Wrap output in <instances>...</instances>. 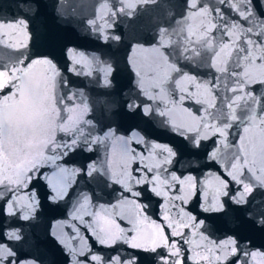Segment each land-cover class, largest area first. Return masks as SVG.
I'll list each match as a JSON object with an SVG mask.
<instances>
[{"label": "snow or ice", "instance_id": "obj_1", "mask_svg": "<svg viewBox=\"0 0 264 264\" xmlns=\"http://www.w3.org/2000/svg\"><path fill=\"white\" fill-rule=\"evenodd\" d=\"M108 2L103 0L104 4ZM40 7L38 0H17L19 15L11 23H0V37L8 35L4 32L6 28L13 32L24 29L27 36V21L31 15L39 14ZM184 8L182 19L187 29L184 38L194 46L196 55L207 54L210 67L219 75L207 81L199 79L196 74L181 72L172 80L173 91L179 92L178 100L172 99L167 83L154 88L159 99L149 97V100L164 103L163 109L137 103L136 98L124 106V115L128 118L165 117V123L179 137L180 144L153 142L148 128L138 126L132 128L127 137L118 136L115 131L101 133L105 140L109 136L118 138L119 163L98 166L96 161L90 160L83 166L70 168L59 161L77 151L92 152L105 140L93 138L91 134L82 135L80 139L73 135L62 143L53 139L34 153L25 152L7 126L12 104L0 103V215L30 220L40 206V194L34 191L33 180L43 178L48 189L44 199L58 205L68 196L74 177L80 174L104 187L119 185L118 203L110 207L113 210L127 209L131 205L133 209L116 213L120 219H128L133 225L125 230L115 223V217L110 218L108 207L93 204L88 194H78L72 213L57 221L56 231L51 233L70 256L71 264H143L145 257L140 252L121 256L118 248L121 245L145 253L167 248L169 253L163 264H169V261L181 264L176 242H170L173 233L162 235L164 229L145 214L149 207L144 201L145 194L165 197L172 208H175L174 200H179L182 207L177 212V219L182 226L234 225L228 229L229 235L223 241L213 242L212 248L194 245L192 264L201 261L225 264L230 257H235L230 264L237 261L248 264L247 258L255 256V252L243 244L245 241L251 243L244 235L245 229L264 231V95H254L250 87L253 84L264 86V0H185ZM117 11H123V8L110 10L109 15H115ZM89 23L107 39L106 29L111 27L107 18L103 25H98L95 19ZM26 47L25 42L8 43L0 39V51L3 52L0 56V88L27 81L38 89L59 75L54 59L49 56H37L25 64L24 53L14 50ZM67 52L71 53L73 65L80 63V51L68 49ZM185 100H193L201 108L192 112L182 106ZM234 125L242 126L244 133L239 144L235 145L229 142L230 129ZM213 138V150L205 152L204 142ZM131 143L141 145L143 150L131 149ZM153 158L158 163H147ZM200 159L206 161L203 167L208 168V174L199 182L202 186L199 191L203 193L199 211L191 214L185 212L183 205L197 195V178L193 173L199 170ZM129 160L139 165L136 175L129 170ZM185 164L188 175L177 176L176 167ZM210 164L221 165L222 171L213 172ZM48 165L53 166L50 174L40 171ZM168 211L165 208V212ZM181 213L192 221L190 226L184 224ZM165 219H168L167 215ZM140 221H147L157 229L156 233L147 236L151 246L133 242L135 237L129 235ZM165 227L175 229L176 225L170 222ZM85 231L88 236L84 235ZM192 235L194 238L198 235L201 240L208 239L203 232ZM93 238L95 243L111 248L117 254H97L94 245L88 243ZM21 239L19 229L0 228V264H35V260L21 259L13 250L12 243Z\"/></svg>", "mask_w": 264, "mask_h": 264}, {"label": "water", "instance_id": "obj_2", "mask_svg": "<svg viewBox=\"0 0 264 264\" xmlns=\"http://www.w3.org/2000/svg\"><path fill=\"white\" fill-rule=\"evenodd\" d=\"M16 2L17 0H0V23H11L17 19L19 13ZM38 2L41 5L40 12L38 15H31L27 21V36L24 35V29L13 32L6 28L4 32L8 35L0 37L8 43L27 44L26 48L14 50L24 53L25 64L37 56H49L54 59L59 72L58 76L41 84L38 89L27 81H17L0 88V103L12 104L7 115V126L25 152L34 153L53 139L62 143L73 135L80 139L82 135L91 134L93 138L105 140V137L100 136L101 133L115 131L118 136L127 137L130 130L137 126L148 128L153 142L169 145L181 143L165 123V117L154 115L146 119L128 118L124 115V106L129 100L136 98L137 103L163 109L164 103L149 100V97L159 99L154 88L167 83L172 99L178 100L179 92L173 91L175 86L172 80L179 77L181 72L196 74L199 79L207 81H212L219 75L210 67L207 54L196 55L194 46L184 38L187 30L182 19L185 0H109L108 4H104L103 0ZM120 8L123 11L109 15L110 10ZM105 18L111 25L106 29L107 39L89 23L95 19L98 25H103ZM68 49L82 53L79 64L73 65ZM0 56H3L2 51ZM250 87L254 95H264V86L253 84ZM217 104L219 105V101ZM182 106L192 112L201 108L193 100H185ZM242 135V126L234 125L230 129L229 142L239 144ZM214 140L215 138L204 142L205 152L213 150ZM129 147L138 152L143 150L136 143H131ZM119 150L118 138L109 136L92 152L77 151L59 163L70 168L83 166L90 160L96 161L98 166L105 163L117 164ZM147 163L154 164L158 161L153 158ZM205 163L204 159H200L199 170L193 173L197 178L198 191L196 197L183 205L185 212L195 214L199 211L198 205L203 199L199 182L205 180L208 174V168L203 167ZM138 166V163L129 160V170L133 175L137 174L135 170ZM209 167L215 173L222 171L221 165L210 164ZM52 170V165L40 169L45 174H50ZM175 173L177 176L188 175L187 165L177 166ZM32 183L36 185L34 191L40 194V206L33 217L23 221L0 215V228L20 230L22 239L13 242L12 246L21 259L35 260V264H71L70 256L51 233L56 231L57 221L64 220L72 213L78 194L81 193L90 195L93 204L108 207L110 218L115 217V223L120 228H133L128 219L122 220L116 216L117 212L132 211L131 205L127 209L113 210L110 207L118 203L121 192L119 185L104 187L80 174L74 177L68 196L57 205L44 199L48 189L43 178L33 180ZM144 201L149 204L145 214L150 221L164 229L162 235L173 233L170 242H176L182 258L181 264H192L194 245L212 248L213 242L223 241L229 235L228 229L234 227L232 224L225 226L220 223L211 228L207 225L204 228L185 227L177 219V212L182 207L179 200H174L175 208L163 196L145 194ZM165 208L169 211L165 212ZM166 215L168 219H165ZM181 216L184 224L190 226L192 221L183 213ZM170 222L176 225L175 229L165 227ZM156 232L157 229L152 224L140 221L129 235L135 237L133 242L151 246L147 236ZM176 232L183 235H177ZM199 232H203L208 239L201 240L198 235L194 238L192 234ZM84 235L88 236L89 233L85 231ZM244 235L251 243L245 241L243 247L255 252L254 257L247 258L248 264H264V231L245 229ZM88 243L94 245L97 254H117L111 248L95 243L94 238L89 239ZM118 248L119 254L125 257L140 252L145 257L143 264H163V259L169 253L167 248H158L156 253H145L141 249H131L128 245ZM234 259L235 257H230L225 264H230ZM200 264L205 262L201 261ZM236 264H240V261Z\"/></svg>", "mask_w": 264, "mask_h": 264}]
</instances>
